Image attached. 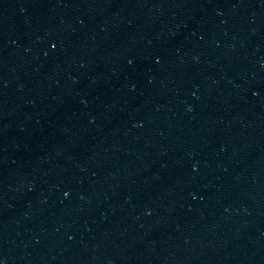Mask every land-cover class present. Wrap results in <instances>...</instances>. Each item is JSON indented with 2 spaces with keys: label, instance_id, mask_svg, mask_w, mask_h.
Masks as SVG:
<instances>
[{
  "label": "water",
  "instance_id": "water-1",
  "mask_svg": "<svg viewBox=\"0 0 264 264\" xmlns=\"http://www.w3.org/2000/svg\"><path fill=\"white\" fill-rule=\"evenodd\" d=\"M2 264H264V0H0Z\"/></svg>",
  "mask_w": 264,
  "mask_h": 264
},
{
  "label": "snow or ice",
  "instance_id": "snow-or-ice-1",
  "mask_svg": "<svg viewBox=\"0 0 264 264\" xmlns=\"http://www.w3.org/2000/svg\"><path fill=\"white\" fill-rule=\"evenodd\" d=\"M0 264H2V262H0Z\"/></svg>",
  "mask_w": 264,
  "mask_h": 264
}]
</instances>
